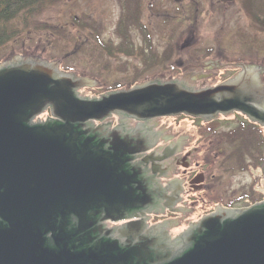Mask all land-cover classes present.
Returning <instances> with one entry per match:
<instances>
[{
    "label": "water",
    "instance_id": "water-1",
    "mask_svg": "<svg viewBox=\"0 0 264 264\" xmlns=\"http://www.w3.org/2000/svg\"><path fill=\"white\" fill-rule=\"evenodd\" d=\"M239 66L236 77L213 87L153 80L84 97L81 89L99 83L62 70L59 61L9 57L1 63L0 264H110L88 252L75 254L71 241L62 245L55 236L58 208H101L115 219L128 209L124 141H100L95 132L76 128L113 115L146 120L185 114L210 121L237 110L264 126V108L255 101L264 93L263 67ZM48 110L51 117L35 123ZM202 227L193 247L170 264H264V200L248 208L219 207Z\"/></svg>",
    "mask_w": 264,
    "mask_h": 264
},
{
    "label": "flooded vegetation",
    "instance_id": "flooded-vegetation-1",
    "mask_svg": "<svg viewBox=\"0 0 264 264\" xmlns=\"http://www.w3.org/2000/svg\"><path fill=\"white\" fill-rule=\"evenodd\" d=\"M239 64L209 61L220 70L235 71L224 81L242 71ZM255 98L264 108V93ZM50 117L48 110L35 123ZM171 119H190L192 126L176 128ZM75 131L95 132L100 141H124L128 207L120 219L101 208H58L55 236L62 245L71 241L75 254L88 252L110 264H170L193 247L204 233V219L216 209L248 208L264 200L254 173L264 157V126L241 110L210 121L185 114L146 120L113 115ZM53 233L46 235L51 246Z\"/></svg>",
    "mask_w": 264,
    "mask_h": 264
},
{
    "label": "rangeland",
    "instance_id": "rangeland-1",
    "mask_svg": "<svg viewBox=\"0 0 264 264\" xmlns=\"http://www.w3.org/2000/svg\"><path fill=\"white\" fill-rule=\"evenodd\" d=\"M139 1L140 21L146 31L136 26L128 29V40L133 43L131 54L112 55L103 45L116 47L122 42L117 26L128 0H57L29 24L30 33L0 51V62L9 57L59 61L60 68L67 72H73L70 70L79 64L93 65V70L86 68V74L73 72L99 83L81 89L84 97L153 80H179L188 87L202 89L216 86L235 73L210 66L209 61L264 68V31L249 15L245 0ZM190 1L196 5L188 8ZM183 6L193 12L192 16L197 13L196 28L176 15L181 8L179 15L184 16ZM75 18L83 25H74ZM46 49L51 52L49 57ZM105 65L109 70L101 75ZM260 78L264 84V74ZM169 122L176 128L192 126L190 119ZM260 170L258 167L254 172L256 188L264 181Z\"/></svg>",
    "mask_w": 264,
    "mask_h": 264
},
{
    "label": "trees",
    "instance_id": "trees-1",
    "mask_svg": "<svg viewBox=\"0 0 264 264\" xmlns=\"http://www.w3.org/2000/svg\"><path fill=\"white\" fill-rule=\"evenodd\" d=\"M56 1L57 0H0V51L6 48L13 41L17 40L20 36L30 33L31 29L29 28V24L35 19L37 15H40L47 8L54 5ZM128 1L129 3L124 7L121 20L117 26V33L122 42L116 47L103 44L104 48L112 55L132 53L131 49H133V43L128 40V36L130 35L128 29H130V27L136 26L144 33L146 31L142 22L140 21V1ZM193 4L196 5L193 1H190L186 7L189 8V6ZM245 6L254 23L262 31H264V0H245ZM182 9V12L186 11L184 16L181 17L179 15L181 8L176 10V15L179 16V19H181L183 23H189L196 28L198 24V15H196L197 13L192 16L193 12L185 8V6H183ZM79 22V19H74V25L82 24ZM84 43L86 45L87 41ZM81 48L82 46L80 49ZM45 53L46 56L49 57L51 52L46 49ZM86 68H91V70H93L95 67L93 65L87 67L84 64H79L76 66V68H73L70 71L86 74L88 73ZM108 68L109 65H105L100 74L104 75L107 70H109ZM262 161H264V157H262L260 160H257L255 167H259L261 163H263Z\"/></svg>",
    "mask_w": 264,
    "mask_h": 264
},
{
    "label": "built area",
    "instance_id": "built-area-1",
    "mask_svg": "<svg viewBox=\"0 0 264 264\" xmlns=\"http://www.w3.org/2000/svg\"><path fill=\"white\" fill-rule=\"evenodd\" d=\"M256 189L259 192V194H261V196L264 197V181Z\"/></svg>",
    "mask_w": 264,
    "mask_h": 264
}]
</instances>
